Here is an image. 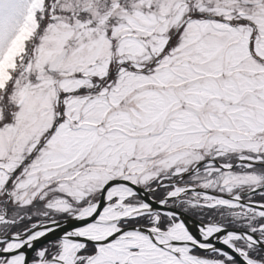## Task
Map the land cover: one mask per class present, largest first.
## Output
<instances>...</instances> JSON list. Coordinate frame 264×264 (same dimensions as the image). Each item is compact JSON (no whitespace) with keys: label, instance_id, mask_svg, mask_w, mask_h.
<instances>
[{"label":"snow or ice","instance_id":"6c2138e0","mask_svg":"<svg viewBox=\"0 0 264 264\" xmlns=\"http://www.w3.org/2000/svg\"><path fill=\"white\" fill-rule=\"evenodd\" d=\"M0 264H264V0H0Z\"/></svg>","mask_w":264,"mask_h":264}]
</instances>
